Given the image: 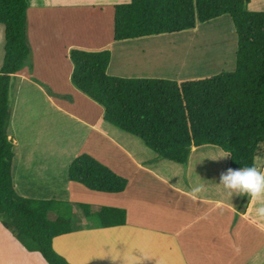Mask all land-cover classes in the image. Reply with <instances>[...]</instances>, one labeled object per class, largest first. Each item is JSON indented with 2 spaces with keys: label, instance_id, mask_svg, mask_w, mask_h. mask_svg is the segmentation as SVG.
Listing matches in <instances>:
<instances>
[{
  "label": "crops",
  "instance_id": "0c3cea01",
  "mask_svg": "<svg viewBox=\"0 0 264 264\" xmlns=\"http://www.w3.org/2000/svg\"><path fill=\"white\" fill-rule=\"evenodd\" d=\"M27 3L29 17L35 13L34 19L28 22V39L33 49L35 71L32 75L27 68L22 69L12 77L14 83L10 84L9 104L13 92L17 96L24 95V87L29 83L36 88V94L43 95L45 99L42 103L47 110H39L35 115L32 111L29 117L35 120L32 125L30 121L26 122L28 115L19 116L18 128H15L14 135L11 134L9 125L8 135L13 143L14 153L12 180L15 190L18 194V189L20 191L22 185L20 180L26 176L27 180L37 184L41 198L38 201H47L43 199L49 195H56V188H53L54 193H51L55 182L51 185L46 178L47 173L53 171L57 179L65 181L60 184L69 194L68 202L74 206L87 205L93 212H97L99 208H114L123 210L126 214V224L120 227L101 229L94 225L86 226L83 221L71 234L55 238L52 242L53 250L69 264H111L107 258H97L104 254L122 256L125 264H134L135 257L140 255L151 258L145 264H210L216 259L222 264H230L232 260L236 262L235 264H264L263 257L256 258L257 255L261 256L260 236L264 237V217L256 215V208L264 204V197L260 200L248 199L246 202L242 201V197L230 199L221 186L216 184L219 174L226 170L228 158L216 160L218 166L214 170L205 161L207 153H210V150L204 149L205 147L193 149L190 153L187 163L190 168L186 173L192 181L189 187L185 184L178 185L176 181H181L183 176L180 172L174 173L165 165L164 170L162 166L151 167L149 173L154 177L150 178L144 173L141 163L135 160L138 164L135 171L144 177L138 179L133 177L120 160L134 161L127 152L136 153L130 147V143L139 145L142 142L132 136L133 138H129L126 143L120 134L109 132L113 126H108L109 124L103 120L104 108L85 96L72 83L74 66L70 52L110 50L114 58H111L107 74L111 77L170 81H185L194 77L185 75L178 78L173 71H170L172 75H168L165 72L169 71L160 67L157 61H155L157 69L148 66L152 59L162 57L161 41L154 40L146 46L141 45L142 39L114 42V33L109 24L105 32L111 36L107 42H102V37L98 41L92 40L90 35L84 36V33L80 32L79 26L81 23H89V16L94 17L93 20H98L99 17L105 19L107 10H110L108 19L112 21L110 16L114 6L121 5L115 0H41L39 3L28 0ZM248 10L264 12V0H250ZM50 24L68 31V34L64 31L65 33L56 36L57 39L53 40L57 42L54 48L39 41L47 32L50 33L49 30L46 31ZM200 29L198 26L191 33H196V30ZM39 32L42 33L38 36ZM34 35H37L39 40H32ZM161 36L156 38L159 39ZM130 44H134L135 50L139 49L137 55L126 51ZM0 48L4 50L2 25ZM116 49L119 52L117 57ZM3 50L0 53V65L3 63ZM140 53H143V57H140ZM38 63L43 64V73H39ZM126 66H129L127 67L129 71L121 69ZM132 66L141 69L134 70ZM30 75L42 82L43 86L34 85L40 82H29ZM31 94H34L33 91ZM63 116L74 125L65 136L49 137L45 145L39 149L36 147L38 140L30 137L24 146L18 144V136L25 140L26 130L38 129L40 123L41 127L46 125L43 121ZM66 127L67 125L60 131L63 132ZM44 131L47 132L45 129ZM150 154L157 156L152 151ZM80 155H87L112 169L116 175L127 178L126 190L117 195L86 191L82 185L69 181V167ZM218 155L216 152L214 157ZM171 165L181 169L177 164ZM195 168L198 170L197 177L194 173ZM205 169H213L215 175L208 176L203 173ZM197 178L200 180L197 181ZM45 182H48L50 187L46 188ZM200 184H204L205 188L199 193L198 199H194L191 195L192 188ZM84 200L108 205H93L84 203ZM41 259L38 253L26 251L0 223V264L22 262L41 264ZM117 264L120 262L117 261Z\"/></svg>",
  "mask_w": 264,
  "mask_h": 264
},
{
  "label": "trees",
  "instance_id": "16d2710c",
  "mask_svg": "<svg viewBox=\"0 0 264 264\" xmlns=\"http://www.w3.org/2000/svg\"><path fill=\"white\" fill-rule=\"evenodd\" d=\"M250 0H131L114 6L115 42L194 30L223 16L232 20L237 44L235 68L206 79H125L107 74L109 51L72 50V83L104 108L103 120L139 138L158 159L187 165L193 149L231 153L227 168L255 165L264 147V13L248 11ZM26 0H0L4 57L0 68V223L28 252L47 264H69L52 248L74 229L68 204L20 197L12 180L11 78L30 56ZM256 166V165H255ZM68 179L89 191L121 194L127 180L87 155L70 165ZM248 199L242 197V201ZM62 206L64 213H58ZM66 206V207H65ZM68 207V209H67ZM96 228L126 224L123 210L78 205ZM59 215L50 220L49 213ZM65 214V215H64Z\"/></svg>",
  "mask_w": 264,
  "mask_h": 264
},
{
  "label": "rangeland",
  "instance_id": "374dc122",
  "mask_svg": "<svg viewBox=\"0 0 264 264\" xmlns=\"http://www.w3.org/2000/svg\"><path fill=\"white\" fill-rule=\"evenodd\" d=\"M32 1H38V3H39L41 0H32ZM115 1L117 4H121V5L122 4L123 5L129 4L131 2V0H115ZM247 10H248V7H247ZM108 12L110 13V10H107L105 19H101L99 17V18H97L98 20H93L94 17L89 16V23H81V25L79 26V28L81 29L80 32L84 33V36L86 34L90 35L93 38L92 40L98 41L99 38L102 37V39H101L102 42H107L108 39L110 38L109 36H111L109 33L105 32L108 29V24L110 25L109 27L112 29L111 30L112 33H114V11H113V13H111V16H110L112 18V21H110L108 19ZM253 12H261V11H253ZM34 17H35V13L32 16L30 14V17H29V13H28L27 14V22H29L30 19H31L30 21H32V18L34 19ZM198 26L201 27L202 32H200L201 29L196 30V33L195 32L191 33L193 30H188V31H182V32L175 33V34L162 35L161 37H159V39L156 38L157 36H153L152 38H150V37L139 38V39H142L140 43L143 46L149 45V43H151V41H154V40H158V41L162 42L161 43L162 44L161 49L163 51L162 57L158 58V59H155V58L152 59V61H150V63H148V66L150 68H153V66H154L157 69V66L155 64V61H157L158 64L160 65V67L169 71V72H165V73H167L168 75H172V73L170 71H173L175 74H177L178 78L179 77L183 78V76H185V75H192L194 77L193 79H206V78H209L212 76H216L217 74H220L222 72H232L235 68L237 38H236V33H235L233 23H232V20L230 19V17L229 16H223V17H220V18L215 19L213 21L207 22L205 24H200ZM48 28L46 27V31L49 30L50 33L47 32V35L43 36V38L41 40H39L38 36L42 32H39L37 34L38 36L34 35L32 37V40L37 39L40 41V43L48 44L51 46V48H54L57 44V42H53L54 39H57L56 36H60L61 34L65 33V32L68 34V31L64 30L65 31L64 32L63 30H61L60 28H56L52 24H50ZM93 28H94V30H91ZM193 34H195V35H193ZM27 37H28V27H27ZM154 38H156V39H154ZM113 40H114V38H113ZM128 41H130V40H128ZM153 44H155V43H153ZM28 46L30 49V56L28 58V61L25 65V67L23 68V70H25L27 68V70H29L30 73L33 75L34 71H35V68H34L35 63L33 60V49H32V46L30 44L29 39H28ZM126 49H127L126 51H131L134 55H137V53L139 51V49L135 50L134 44H130L129 48H126ZM2 50L3 49L0 48V53H2ZM50 53H51V51H50ZM110 54H111V58H114V54L111 53V51H110ZM115 55H116V57H117V55H119V52L117 49H116ZM140 57H143V53H140ZM37 65L39 66V69H40L39 73H43V71H42L43 64L38 63ZM1 66L2 65H0V68H1ZM127 67H129V66L122 67L121 69L125 68L126 71H129V69ZM133 69L139 70V69H141V67H138L136 69V67L134 66ZM108 70H110V65L108 67ZM177 71H178V73H176ZM124 76H127V74H124ZM13 80L14 79L11 78L10 84L14 83V82L12 83ZM33 81L36 83L40 82L37 78H35L34 76H31L29 82L34 83ZM34 85H36V86L42 85L43 86L42 82H40V84H34ZM41 88L47 90L44 87H41ZM35 89L36 88L32 84L28 83L24 87V91H25L24 95L20 94L19 96H17V94H15L14 92H13V95H11L10 109H11L12 114H11L10 132L12 135L16 134V132H14V131H15V128H18V120L20 119L19 116L23 115V117H24L25 115H28V119L26 122L30 121L31 125H32L35 122V120H32L29 118V117H31L32 111H33L32 114L35 115L39 110H47V107H45L44 103H42L45 98L43 97L42 94H36ZM48 89H49V87H48ZM31 90L33 91L34 94H31V92H32ZM43 124H46V125L41 127V123H40L38 129L30 128V129L26 130V134L24 135V137H26V138L24 141H23V137L18 136V144L20 146H24L27 142V139L30 137L33 140H38L36 147L39 149L43 145H45V142H47L49 137L53 136V137L57 138L58 135L63 137V136H65L66 132L71 130L72 127L74 126L73 122L67 118H64V116L63 117H55L52 120L43 121ZM65 125H67L65 130L63 132L60 131L65 127ZM108 126H110V125H108ZM44 129L47 130V132H45ZM109 132L112 134H120L121 139L123 141H125L126 143H127V141H129V138H133V137L140 140L139 138H137L133 135L124 133L123 131H121L120 129L115 128V127H112L111 129H109ZM130 147L136 151V153L127 151L132 156L134 161L125 162L120 157L119 158L121 159L120 160L121 164L125 166L128 173L133 175V177H135L137 179L140 177H142V178L144 177V175L135 171V169L138 165L136 161H139V163H141V166L144 168V170H143L144 173L150 178L154 177L153 175H151L149 173V170L151 169V167L162 166L161 168H163L165 165V166L171 168L174 173L180 172V175L183 176V178H181V181H176V182H178L177 183L178 185L185 184L188 187L191 186L192 181H191L190 177H187V175H186L187 171L190 168L189 165L186 166V165H178L177 164L181 168L179 170V168L171 165V164H176V163L169 162L167 160L158 159L157 156H151L150 153L152 150L148 149L144 145L143 142L140 143L139 145H133L130 143ZM204 149L210 150V153H207V155L205 157V161L208 162L209 165L212 166V168L214 170H216V168L218 166L216 161H213V160L208 161L207 159L214 157L216 152L220 154L221 150H219L218 148H215V147H212V148L209 147V149L207 147H205ZM260 151L261 152H260L259 157L256 158V160H257L256 167L259 170L264 171V159H263L264 158V147H262L260 149ZM33 157H34V155H33ZM202 167H204V164H202ZM225 167H226L225 169H227V165ZM213 169L212 170L205 169L203 173H206L208 176H214L215 174H214ZM163 170H164V168H163ZM197 171H198L197 168H195L194 169L195 177H197L196 176ZM54 173L55 172L50 171L49 173H47L46 178H48V182L50 181L49 183L51 185L55 182V185H53V187H52L51 193H54L53 188H56V195H49L46 198H44L43 200L52 201L54 199V202H58L61 204H64V203L68 204L70 207H69V212H68L66 218L72 219L73 228H77L78 226H80V224L83 221H84V225H86V226L94 225L92 221L85 220L83 218L82 212L79 210L78 206H74L73 203L68 202L69 200L67 198L69 197V194L67 193V191H65L64 187L61 186V184H60V182H65V181L64 180L60 181V179H57V176L53 175ZM118 176H120V177H122L128 181L127 178H125L121 175H118ZM192 176H193V173H192ZM199 180L200 179L197 178V181H199ZM48 182H45L46 188L50 187ZM56 182H57V184H56ZM20 183L22 185L20 186V191L18 189L19 195H21L23 197H27L29 199H34V200H40L41 199L39 197V194H38L39 190L37 189L36 183L27 180L26 176H23L21 178ZM84 190L87 191L86 188H84ZM33 195H35L37 197H34ZM55 196H56V198H54ZM110 198H112V197H109V199ZM63 201H66V202H63ZM84 203H90L93 205H103V206L108 205V204L92 203V202H89L88 200H84ZM104 203H108V202H104ZM56 208H57V210H59L58 213H64V211H65V209L62 206H57ZM67 209H68V207H67ZM58 213H57V211L50 212L49 213L50 220H54V217L59 215ZM261 242H264V237H262V236H260V240H259V243L261 244V246L259 247L261 256L257 255L256 258H258V257L264 258V243H261ZM249 259H250V257H249ZM229 263L235 264L236 262L234 260H232ZM15 264H23V262L22 263H15ZM25 264H27V262ZM41 264H47V263L41 259ZM210 264H222V263L220 262V260L216 259L215 261L213 260Z\"/></svg>",
  "mask_w": 264,
  "mask_h": 264
},
{
  "label": "clouds",
  "instance_id": "9594fccd",
  "mask_svg": "<svg viewBox=\"0 0 264 264\" xmlns=\"http://www.w3.org/2000/svg\"><path fill=\"white\" fill-rule=\"evenodd\" d=\"M226 157H231V153L221 150L218 156L208 159L216 161ZM216 184L221 186L223 192L230 199L233 197H246L247 199L255 198L256 200H260L264 197V171L259 170L255 165L227 168L219 174L218 183ZM204 188V184L194 186L191 192L192 197L198 199L199 193H201ZM256 215L264 217V204L256 208ZM97 258H107L110 260L111 264H117V261H119L120 264H125V260L122 256L104 254ZM150 260V257L140 255L135 257L134 264H145L146 261Z\"/></svg>",
  "mask_w": 264,
  "mask_h": 264
}]
</instances>
